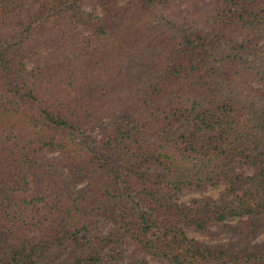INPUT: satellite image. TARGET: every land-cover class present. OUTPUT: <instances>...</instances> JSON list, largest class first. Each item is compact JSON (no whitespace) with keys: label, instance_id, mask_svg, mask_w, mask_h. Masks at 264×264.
<instances>
[{"label":"trees","instance_id":"1","mask_svg":"<svg viewBox=\"0 0 264 264\" xmlns=\"http://www.w3.org/2000/svg\"><path fill=\"white\" fill-rule=\"evenodd\" d=\"M263 216L264 0H0V264H264L185 234Z\"/></svg>","mask_w":264,"mask_h":264},{"label":"rangeland","instance_id":"2","mask_svg":"<svg viewBox=\"0 0 264 264\" xmlns=\"http://www.w3.org/2000/svg\"><path fill=\"white\" fill-rule=\"evenodd\" d=\"M126 0H117V4L122 5ZM161 24L166 25L171 31L176 32L177 29L183 30V27L173 21L159 20ZM192 129V124L188 122L176 123L170 129L174 135H180ZM85 137L89 145L95 148L98 144L100 131L91 129L85 131ZM45 158H55L56 154H45ZM151 174L161 172L160 167L153 166ZM236 172L242 176L251 174V170L247 167H240ZM64 177L68 179L67 173L63 170ZM74 187V185H72ZM76 188V187H75ZM224 194L222 186L208 187L204 192H195L183 190L177 196V203L186 205L193 199H202L211 197L218 199ZM185 234L188 238L202 244L203 246L217 251H223L228 254H234L238 251L252 252L264 245V216L257 219H232L225 223H220L211 226L209 234H201L192 229H185ZM75 255L72 246H67L63 250L44 257L40 264H64L70 261ZM141 258L140 253L132 246L124 247L123 264H131ZM147 264H166L162 261L147 259Z\"/></svg>","mask_w":264,"mask_h":264}]
</instances>
